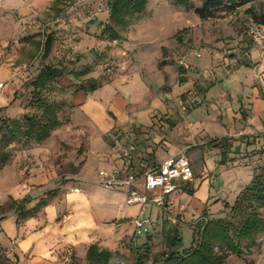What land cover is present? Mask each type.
Returning <instances> with one entry per match:
<instances>
[{
	"label": "rangeland",
	"instance_id": "obj_1",
	"mask_svg": "<svg viewBox=\"0 0 264 264\" xmlns=\"http://www.w3.org/2000/svg\"><path fill=\"white\" fill-rule=\"evenodd\" d=\"M55 1L0 0V118L39 113L30 107L33 83L48 66L65 73L43 92L49 103L64 104L62 126L48 142L11 143L10 161L0 171L13 162L18 171L50 168L60 179L53 188L69 185L75 193L88 188L82 184L86 176L128 163L124 151L131 148L139 169L186 154L194 179L163 206H129L123 189L87 190L97 220L124 225L115 231L122 240L105 233L119 253L111 264H135L130 245L149 242L152 254L167 251L164 231L171 226L183 239L177 251L195 246L204 218H228L229 207L264 166V116L253 117V103H243L244 93L238 97L223 86V73L256 66L249 52L260 48L248 30L256 23L252 11L264 16V0L218 10L208 20L171 0H149L146 13L118 38L109 32L114 0ZM194 2L201 7L200 0ZM86 70L90 74L79 80L69 75ZM91 78L102 87L86 94L81 89ZM2 179L0 196L8 186ZM7 205L0 206V218L11 212L10 201ZM260 213L264 218V208ZM136 219H149L147 233H138ZM9 241L0 226V264H20ZM225 264H264V233L256 248L228 256Z\"/></svg>",
	"mask_w": 264,
	"mask_h": 264
},
{
	"label": "trees",
	"instance_id": "obj_2",
	"mask_svg": "<svg viewBox=\"0 0 264 264\" xmlns=\"http://www.w3.org/2000/svg\"><path fill=\"white\" fill-rule=\"evenodd\" d=\"M56 0L55 2H58ZM201 7L195 5L194 0H171L175 7L184 8L187 12L194 11L202 20L215 17L218 10L235 9L260 0H200ZM149 0H114L110 15L113 26L109 32L118 38L119 33L126 30L130 23L147 11ZM253 20L264 24V16L259 17L252 11ZM88 70L79 73H69L75 79L89 75ZM65 76L64 71L48 66L33 83L35 89L30 107L39 111L34 115H24L22 119L0 118V166L10 161V153L6 151L11 143H20L23 140L42 144L49 140L53 133L62 126L60 113L64 104L49 103L43 97V92L52 86L57 79ZM88 86L83 85L82 91L86 94L96 92L102 85L96 79H89ZM29 199L17 202L10 200L12 209L20 212V220L35 217L47 205L40 202L31 211H23ZM8 206L7 204L4 206ZM264 208V166L254 176L237 197L235 204L229 207L228 218L209 219L200 225L195 236V246L183 248V239L178 227L171 226L165 229V243L167 251L152 254L149 242L141 247L128 246L135 264H225L228 256L241 257L246 251L257 247V237L264 233V218L260 210ZM119 253L110 249H103L99 245H92L83 264H111ZM152 261L150 262V260ZM79 263L73 258V263ZM81 264V263H79Z\"/></svg>",
	"mask_w": 264,
	"mask_h": 264
},
{
	"label": "crops",
	"instance_id": "obj_3",
	"mask_svg": "<svg viewBox=\"0 0 264 264\" xmlns=\"http://www.w3.org/2000/svg\"><path fill=\"white\" fill-rule=\"evenodd\" d=\"M249 53L255 68H239L223 73V86L237 96L244 93L243 103H253V117L257 119L264 116V53L255 47ZM206 63L204 60L201 64L205 66ZM222 130L220 126L219 133ZM112 164L113 160L107 166L111 167ZM55 174L56 171L43 166H27L18 171L14 162L0 171L3 182H8L4 194L0 196V206H5L11 199L17 202L29 199L30 202L23 209L27 212L40 202H47L36 217L20 220V223V212L15 209L0 218V226L10 240L8 248L20 264H72L73 258L83 264L89 248L94 244L112 250L111 242L106 241L109 236L105 233L111 232L114 240L124 238L123 234L117 237L118 232H115L122 230L124 225H114L109 220L99 221L91 210L92 202L87 189L94 191L93 187H98L97 176H86L82 184L88 188L80 187L82 192L75 194L69 192L72 188L69 185L53 188L60 181ZM123 219L124 216L120 217V220ZM8 222H12L10 228L6 226ZM105 224H111L113 228L106 230Z\"/></svg>",
	"mask_w": 264,
	"mask_h": 264
},
{
	"label": "built area",
	"instance_id": "obj_4",
	"mask_svg": "<svg viewBox=\"0 0 264 264\" xmlns=\"http://www.w3.org/2000/svg\"><path fill=\"white\" fill-rule=\"evenodd\" d=\"M248 33L253 43L264 52V24L253 23ZM195 55L201 57L200 53ZM132 152L133 148L124 151L128 163L98 172V185L109 191L126 190V203L129 206L144 207L149 203L163 206L168 196L178 192L194 179L191 159L186 154L170 157L149 169H139L133 165ZM74 192L80 193L81 190L76 188ZM134 223L138 233L148 232L149 219H136Z\"/></svg>",
	"mask_w": 264,
	"mask_h": 264
}]
</instances>
